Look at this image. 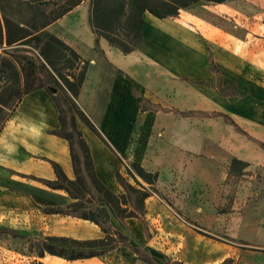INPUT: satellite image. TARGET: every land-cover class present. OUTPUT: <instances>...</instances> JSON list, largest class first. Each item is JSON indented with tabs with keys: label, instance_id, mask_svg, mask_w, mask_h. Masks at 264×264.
<instances>
[{
	"label": "crops",
	"instance_id": "crops-1",
	"mask_svg": "<svg viewBox=\"0 0 264 264\" xmlns=\"http://www.w3.org/2000/svg\"><path fill=\"white\" fill-rule=\"evenodd\" d=\"M218 4L225 9L215 11L217 15L231 14L224 2ZM194 6L182 8L178 16L164 18L144 12L142 43L129 53H123L95 34L90 13L86 9L80 13V4L56 24L63 28L64 35L70 36L69 41L80 53L88 55L79 105L89 112L85 106L88 99L101 100L103 118L99 134L81 126L98 177L113 192L122 193L116 178L122 163L108 143L117 152L119 149V154L128 148L130 126L125 113L129 108L135 112L151 111L158 120L173 116L163 131L167 147L140 144L139 151L141 154L145 151V155L137 156L138 160L141 158L147 170L157 172L159 184L167 176L175 181L179 179V184L184 186L210 185L219 189L222 183L216 181V176L212 177L206 170L198 171L199 176L191 172L195 152H206L213 159L217 178L224 181L221 202L227 211L215 222L204 224L200 228L204 232L177 223L152 194L145 201V213L152 220L168 222L170 235L178 240V248L173 250L176 259L187 264H220L239 255L241 264H248L244 257L249 249L243 245L264 235V150L222 116H183L174 110L224 113L250 136L264 142V55L257 56L254 48L245 49L235 36L194 12ZM218 81L223 89L236 94L219 92ZM121 93L123 108L114 133L110 134L103 123L110 105ZM102 94L105 100L101 99ZM142 99L171 110H142ZM157 125L164 126L160 121ZM33 126L42 131L38 140L31 138ZM59 127V107L53 92L45 87L25 94L6 120L0 137L14 144L18 151L6 164H0V224L36 238L103 237L99 225L90 220L45 211L46 207L64 206L73 200L66 190L51 188L41 180L56 178L53 162L70 179L75 178L69 142L52 132ZM165 155L170 161L168 169L161 162ZM235 158L248 164L242 176L229 173ZM47 257L50 264H102L98 256L68 261L57 255L40 258Z\"/></svg>",
	"mask_w": 264,
	"mask_h": 264
},
{
	"label": "trees",
	"instance_id": "trees-1",
	"mask_svg": "<svg viewBox=\"0 0 264 264\" xmlns=\"http://www.w3.org/2000/svg\"><path fill=\"white\" fill-rule=\"evenodd\" d=\"M27 5L41 4L50 0H18ZM84 0H57L53 6L46 7L32 18L33 22L25 21L14 16L10 3L13 0H0V46L12 45L17 42L37 41L40 63L25 60L19 68L8 55L0 58V130L4 126L13 110L22 97L41 87L54 86L58 89L53 93L59 107L60 127L52 130L53 133L64 137L70 145L71 160L75 178L70 179L62 167L53 162L56 178L53 180L41 179L48 186L55 189H64L72 197V201L64 206L46 207L47 213H60L72 215L90 220L102 229L104 236L93 239H74L67 236H46L40 244L38 256L42 257L46 252L68 260H76L105 254L118 245L128 246L148 261L153 259L146 251L138 246L130 245L127 235L113 226L111 212L96 195H100L113 209L117 217H137L143 220L145 214V201L155 191L157 172L147 171L138 162H133L137 172L146 178L151 184L150 188L132 184L130 180L116 171V178L123 187L122 193L113 192L97 175L93 155L88 139L84 136L79 120L85 123L93 131L98 132L95 125L78 103V96L86 79L89 61L81 57L73 48H69V54L62 51L64 42L57 36L46 31V27L63 17L70 10L81 4ZM201 0H90L89 21L93 32L104 37L111 45L120 49L123 53H129L137 49L142 43L143 14L146 11L157 17L178 16L182 8L189 7ZM223 3L228 0H205ZM125 23L128 27L126 36L122 38L117 32L119 24ZM28 26L27 28L25 27ZM42 35L44 37H42ZM65 58L61 66L60 58ZM63 68L75 69L71 73L62 72ZM213 71L217 68L212 64ZM23 83V88L19 85ZM200 84L209 83L199 81ZM217 89L225 95L236 94L227 91L220 86ZM135 95L138 92L134 90ZM64 99L68 104L65 109L62 103ZM142 110H164L160 104L150 102L147 99L140 101ZM174 112L183 116H222L227 123L235 126L236 130L255 141L264 150V142L250 136L238 126L228 115L213 111H179ZM68 113L70 117L68 119ZM248 164L239 159H233L229 173L241 174ZM39 240V238H37ZM69 245V246H68ZM38 264H44L38 262ZM176 264V263H172Z\"/></svg>",
	"mask_w": 264,
	"mask_h": 264
},
{
	"label": "rangeland",
	"instance_id": "rangeland-1",
	"mask_svg": "<svg viewBox=\"0 0 264 264\" xmlns=\"http://www.w3.org/2000/svg\"><path fill=\"white\" fill-rule=\"evenodd\" d=\"M55 1L57 0L27 5L20 3L18 0H13L9 7L12 9L15 17L33 22L32 18L35 17L38 12L46 7L49 8L53 6V2ZM194 5V12L201 14L206 20L219 25L225 31L235 36L237 41H239L245 49L254 48L257 56L259 54L264 55V0H228L224 2V7L229 8L230 15H217L215 11L225 8L216 2L201 0ZM85 9L87 14H89L90 0H84L80 4V13H84ZM56 22L57 20L48 25L46 31L57 36L64 42L65 45L62 46L63 53L68 55L69 48H73L83 59L87 60L88 55L80 53L79 50L71 44V41L68 39L70 36L64 35L62 31L63 28L57 26ZM25 27L27 28L28 26L25 25ZM116 32L122 38H129L126 36L128 27L124 22L119 24ZM42 37L44 36L42 35ZM36 43L37 41L35 39L29 42H17L12 45L5 43L0 46V58L3 55H8L19 68H21L22 63L28 59L40 63L41 59ZM94 49L103 57L97 47ZM64 59L63 57L60 58L59 64L61 66L64 64ZM73 71L76 72L75 69H62L64 73H71ZM19 88H23V83L19 85ZM123 97V93L118 95L117 101L113 102L108 109L103 123L107 133H114L117 121L120 118V109L123 108L121 106ZM104 98L106 99V96L102 94L101 99L105 100ZM62 103L65 109H68V104L64 99H62ZM85 106L89 112H91L89 113L86 111L87 115L96 129L100 131V124L103 118V110L100 112L101 100L90 97ZM135 111V109L132 111V108H129L128 112L125 113L128 117L130 126L128 148L123 151L122 154H119V149L117 152L109 143L108 146L122 163V175L127 177L132 184L150 188L151 184L146 178L140 176L133 162H138L143 167L141 158L139 160L137 158V156L141 157V155H145V151H143L142 154L139 151L141 147L140 144L147 145L153 143L154 147H167V138L163 131L166 130V125L173 116L160 118L158 120L155 117V113L151 111ZM69 117L70 114L68 113V119ZM175 119H178V116H176ZM157 121L164 124L163 128L157 125ZM79 123L83 127L87 126L80 120ZM195 157V161H193L191 168L193 175L199 176L198 171L206 170L212 177L216 176V181L222 183L219 189L210 185H200L196 187L184 186L183 183L179 184V179L175 181L165 176V181L163 183L159 184L158 181L155 183L156 188L154 185L155 191H153L152 196L157 203L163 205L168 210L169 215L173 216L177 223L192 227L199 232H204L200 229L204 224L215 222L220 214L227 211L226 208L222 206L221 202L224 181L217 178L219 174L216 172V168L213 165V159H211L206 152H195ZM149 159L151 161L153 160L152 157H149ZM161 162L165 165L164 167L168 169L170 162L168 156L165 155ZM145 169L147 170V168ZM243 169L241 171V176L243 174ZM120 192H123V187L122 189L120 188ZM96 196L100 199L101 205H106L108 207L111 212V222L113 226L127 235L129 244L140 247L153 259V262H150L146 260L145 257L133 251L130 247L118 245L105 254L98 255V257L102 258V264H187L183 260L175 258V251L173 252V250L178 248V240L170 235L171 228L168 222L164 223L159 219L152 220L148 217L147 213L144 214L143 220L137 217L121 219L116 216L112 207L100 195ZM67 237L85 240L72 236ZM44 240L45 237H39V240H37L36 237H29L5 224H0V264H38L40 261L44 264H50L48 257L42 260L38 256L40 244L43 243ZM240 243L244 244V242ZM246 245L247 246L243 245V247L249 250L247 256L244 257V262L246 261L248 264H264V235L263 238H259L253 243H246ZM45 255L52 254L46 252ZM64 259L68 261V259ZM240 260L241 256L235 255L226 258L220 264H241Z\"/></svg>",
	"mask_w": 264,
	"mask_h": 264
},
{
	"label": "clouds",
	"instance_id": "clouds-1",
	"mask_svg": "<svg viewBox=\"0 0 264 264\" xmlns=\"http://www.w3.org/2000/svg\"><path fill=\"white\" fill-rule=\"evenodd\" d=\"M31 131L34 133L31 138L33 140H38L42 134V131L36 126H33ZM17 151L18 149L14 144L7 142L4 137H0V164H6L10 158L16 154Z\"/></svg>",
	"mask_w": 264,
	"mask_h": 264
},
{
	"label": "water",
	"instance_id": "water-1",
	"mask_svg": "<svg viewBox=\"0 0 264 264\" xmlns=\"http://www.w3.org/2000/svg\"><path fill=\"white\" fill-rule=\"evenodd\" d=\"M48 89L52 91L53 93H57L58 89L54 86H49Z\"/></svg>",
	"mask_w": 264,
	"mask_h": 264
}]
</instances>
